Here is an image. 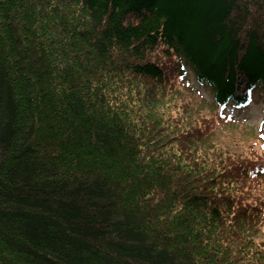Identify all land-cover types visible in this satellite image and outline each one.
Instances as JSON below:
<instances>
[{"label": "trees", "instance_id": "trees-1", "mask_svg": "<svg viewBox=\"0 0 264 264\" xmlns=\"http://www.w3.org/2000/svg\"><path fill=\"white\" fill-rule=\"evenodd\" d=\"M258 98L264 0H0V264H264Z\"/></svg>", "mask_w": 264, "mask_h": 264}, {"label": "rangeland", "instance_id": "rangeland-1", "mask_svg": "<svg viewBox=\"0 0 264 264\" xmlns=\"http://www.w3.org/2000/svg\"><path fill=\"white\" fill-rule=\"evenodd\" d=\"M150 58H151V60L156 61L162 68H164V72H166L169 75L170 63L167 61V58L164 57V55L161 53L160 49L156 50L154 54H150ZM189 68H190V66L186 67V69L188 71L189 82L193 86L198 87V85L195 82L196 77H195L194 71L191 68L190 69L193 72L190 71ZM170 69H171V67H170ZM199 90L202 92V94L204 95L205 98L210 97L211 91H210L209 87L202 86V87H200ZM181 97H183V96H181ZM183 99L185 102L187 101L185 98H183ZM227 111H230L231 114L234 115V117L241 119L243 121H246L247 124H250V125H247L246 129L243 128V132L241 133L240 137L248 138L249 143L255 142L256 143L255 147H257L258 142H262V140H260V133H258L259 130L255 126L260 127V126L264 125V105L262 103H253V104L248 105V107H245L242 109L228 108ZM173 115H174V113H173ZM250 126H254V127H250ZM256 130H257V136H256ZM256 150L259 154L264 152V150H262L261 147H259ZM261 191L264 192V178H263L262 183H261Z\"/></svg>", "mask_w": 264, "mask_h": 264}]
</instances>
